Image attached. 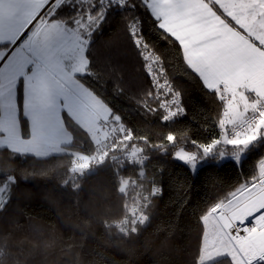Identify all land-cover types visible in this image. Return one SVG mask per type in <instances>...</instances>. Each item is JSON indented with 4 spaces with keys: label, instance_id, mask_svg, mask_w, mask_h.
<instances>
[{
    "label": "trees",
    "instance_id": "16d2710c",
    "mask_svg": "<svg viewBox=\"0 0 264 264\" xmlns=\"http://www.w3.org/2000/svg\"><path fill=\"white\" fill-rule=\"evenodd\" d=\"M84 8L72 0L62 5L57 18L71 25L78 9ZM99 10L97 0L91 11ZM131 21L137 22L140 36L150 45L148 51L161 58L154 68L159 81L167 80L180 93L186 112L168 124L158 104L171 93L156 89L147 75L126 28ZM85 44L90 64L87 75L77 80L119 116L134 137L150 141L144 178L131 165L120 168L109 162L92 165L83 175L77 173L75 188L71 181L63 183L73 175L69 170L75 160L72 152L94 155L96 147L89 133L65 114L63 125L72 139L65 149L70 152L36 158L0 148V172L11 174L9 180L12 175L16 178L10 193L5 190L7 183L0 188L7 200L0 207V264H192L202 232L200 215L253 175L264 159V138L251 145L238 164L233 160L213 163L215 157H209L195 172L173 155L151 149L152 144L167 145L169 133L177 137L176 147L186 150H196L193 140L209 143L219 138L223 105L186 69L183 53L156 27L141 0H127L124 7L107 6L106 0L103 22ZM149 105L157 111H147ZM136 143L143 146V140ZM118 171L143 188L130 185L122 199L115 184ZM154 186L161 191L152 197L150 221L138 224L134 232L117 227L114 222L121 220L125 201L131 205L132 197L138 200L137 193L147 195Z\"/></svg>",
    "mask_w": 264,
    "mask_h": 264
},
{
    "label": "snow or ice",
    "instance_id": "6c2138e0",
    "mask_svg": "<svg viewBox=\"0 0 264 264\" xmlns=\"http://www.w3.org/2000/svg\"><path fill=\"white\" fill-rule=\"evenodd\" d=\"M72 0H0V49H9L7 54L0 59V81L8 79L15 82L17 107L25 100L28 82L42 85L48 80L56 79L53 71L55 55L48 44L56 36L76 30L82 41L89 43V37L103 22L106 11V0H98L100 10L95 14L91 11L96 7L97 0H77L78 4L85 5L71 25L57 18L62 5L71 3ZM145 8L156 21V27L172 40L178 50L185 53L184 63L187 70L194 74L203 87L212 93L223 105L219 118V138L211 139L209 143L192 141L196 150H186L176 147L177 137L171 133L165 139L167 145L152 144L153 151L173 155L177 161L183 162L195 172L198 164L209 157L226 158L228 153H233L234 159L239 163V158L254 143L264 138V0H230L232 11L228 22L243 35L245 30L251 33L254 39L249 40L251 48L247 45L240 50V57L246 63L243 72H233L224 62L229 37L215 31L194 33L190 28V21L186 19V9L189 5L186 0H141ZM207 3V0H204ZM127 0H107V6L112 4L124 7ZM195 16V13H193ZM240 24L236 23V19ZM204 24H208L207 17H199ZM132 41L140 52L145 62L147 75L153 84L160 88H167L171 96L159 101L158 109L162 110V120L168 124L175 118L183 116L186 112L183 107L180 93L169 86L167 80L160 84L157 70L153 64H158L160 56L155 51L149 52L150 45L139 34L136 21L126 25ZM233 39L234 34H230ZM242 43V42H241ZM9 44L11 47L9 48ZM24 45L27 51L21 49L22 55L15 62L9 58L13 52ZM185 45L196 48L195 52H186ZM238 47V46H237ZM84 64L76 69L73 76L87 75L90 61L83 52ZM161 65L159 73L163 74ZM147 95L151 96L149 92ZM159 99L160 93L156 94ZM55 99V97H53ZM155 112L157 109L150 105L146 109ZM107 115L114 117L112 133L102 140H94L96 145L94 155L73 154L76 158L71 162L72 176L63 183L72 182L77 187L79 175L91 169L93 163L104 164L106 159H111L120 166L133 170L139 169L140 177L144 178L143 167L149 158L150 141L136 136L125 127L119 116L113 115L107 106ZM24 133L28 132L29 116L25 112L19 117ZM39 116L33 118L34 122ZM4 132L0 128V135ZM143 140V146L136 142ZM131 142V143H129ZM168 145L172 147L169 148ZM230 146V147H229ZM11 175V174H9ZM9 175L0 172V188L5 183L9 191L14 175L9 180ZM115 184L121 198L128 194V188L133 185L143 188L131 177L123 173H115ZM161 189L152 187L147 195L137 193L138 200L132 197V204L126 201L122 205L123 216L114 222L122 231H137L138 224L150 221L148 209L152 197L158 195ZM2 196V192H0ZM10 199V195H9ZM202 232L198 239L196 256L192 264H264V159H261L253 175L244 179L222 199L211 203L200 217Z\"/></svg>",
    "mask_w": 264,
    "mask_h": 264
},
{
    "label": "rangeland",
    "instance_id": "374dc122",
    "mask_svg": "<svg viewBox=\"0 0 264 264\" xmlns=\"http://www.w3.org/2000/svg\"><path fill=\"white\" fill-rule=\"evenodd\" d=\"M21 55V50H18L11 58V61L15 62ZM69 61L67 60L68 63ZM59 64H61V60L58 58L53 64L56 79L48 80L38 86L34 85L33 82H28L26 88L27 96L20 107H17L16 88L8 85L5 87L6 92L4 95L2 94L3 97L0 104V128L4 129L3 134L0 135V148L7 147L13 151L31 154L36 158H47L51 155L70 152L65 149V146L71 143V139L70 134L63 125V114L72 118L92 138L98 114L102 115L101 109H107V107L91 91L84 86L80 87L78 81L71 77L73 75L69 76L63 73L58 67ZM82 92L89 95L91 101L95 97L97 100L90 103ZM25 112L29 116L28 133L26 135L23 134L19 119ZM37 115L39 119L34 122L33 118ZM103 120L106 125L112 128L113 121L109 122V118H103ZM72 153L82 155L79 151H73ZM242 157L241 155L239 162ZM172 158H174V154ZM226 160H233L238 164L236 159H234L233 153L227 154L224 159L215 157L211 162L221 163ZM204 162H206V159L202 160L197 168ZM0 192H2V196H0L1 207L7 200L3 195V191Z\"/></svg>",
    "mask_w": 264,
    "mask_h": 264
},
{
    "label": "crops",
    "instance_id": "0c3cea01",
    "mask_svg": "<svg viewBox=\"0 0 264 264\" xmlns=\"http://www.w3.org/2000/svg\"><path fill=\"white\" fill-rule=\"evenodd\" d=\"M165 2H167V0H165ZM210 2L212 3V5H210V3L208 2L205 3L204 0H186V3L189 5V7L186 9L185 18L190 21L189 28L198 35L203 33L204 31H215L222 33L226 37H229V43L227 47L230 49V51H226L225 56L222 59L223 62L233 72L241 73L245 70L246 63L244 62L242 57H240L239 53L240 50H242L245 45H247L248 48H251V44H248V41L253 40L254 43L255 41L253 39V36L251 33H248L247 30H245V33L243 35H241V33L228 22L229 15L232 11L230 0H211ZM193 13H195V16L193 15ZM199 17H207L208 24H204L203 20L199 19ZM235 19L237 24L241 23L238 18ZM230 34H234V37L238 39H233V37ZM10 47L11 44H9V48ZM48 47L52 49L55 55V60L53 61V64L57 61L58 58L61 60V64H59L58 67L59 69H61L63 73H66L69 76L73 75V73L76 72V69L83 66L84 64L83 52L84 49L86 48V44L84 41L80 39L79 36H77L76 30L56 36L53 40L49 42ZM21 49H23L25 52L27 51V49H25V46L21 45L20 49H17L15 52H13V55L16 52H18V50ZM8 50L9 49L0 50V59H2L5 54H7ZM196 50L197 49L192 47L191 45H185L186 52H195ZM184 56L185 53H183V58ZM12 57H10L9 59L11 60ZM67 60H70L69 63L67 62ZM262 67H264V64H262ZM77 76L76 78L74 76L71 77L74 80L78 81ZM78 83L80 87H83V85H81L79 81ZM7 85L12 86L14 88L15 82L9 81L8 79L0 81V104L2 101L1 98L6 92L5 87ZM82 94L85 98H87V100L90 103H93L95 100H97V98L95 97V99L91 101L89 95L83 92ZM101 111L103 114L102 115L98 114L99 116H102V118L105 119L109 118V116L107 115V109H103V110L101 109ZM0 116H1V107H0ZM96 123L98 124V118ZM97 124L93 128L94 129L93 131H95V129L97 128Z\"/></svg>",
    "mask_w": 264,
    "mask_h": 264
},
{
    "label": "built area",
    "instance_id": "2783aa9c",
    "mask_svg": "<svg viewBox=\"0 0 264 264\" xmlns=\"http://www.w3.org/2000/svg\"><path fill=\"white\" fill-rule=\"evenodd\" d=\"M155 67H156V65L153 64V68H155ZM160 84H163V83L160 82ZM155 88L158 89V90H161L163 92H168L167 88L160 89V88H158L156 86H155ZM111 133H112V128L110 126L106 125V123L104 122L103 118L98 115L97 128L92 133V139H93V141L94 140H97V139H101L102 140L106 135H111ZM109 162L111 164H115L116 165V163L114 161H112L110 158L109 159H106V161H105L104 164L109 163ZM92 165L94 167L101 166L100 164H96V163H93Z\"/></svg>",
    "mask_w": 264,
    "mask_h": 264
}]
</instances>
